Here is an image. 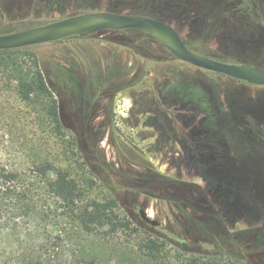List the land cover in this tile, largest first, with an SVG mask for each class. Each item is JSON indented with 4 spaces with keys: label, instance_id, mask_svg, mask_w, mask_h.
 <instances>
[{
    "label": "rangeland",
    "instance_id": "1",
    "mask_svg": "<svg viewBox=\"0 0 264 264\" xmlns=\"http://www.w3.org/2000/svg\"><path fill=\"white\" fill-rule=\"evenodd\" d=\"M92 11L156 17L194 51L264 68V0H0V35ZM33 48L64 136L0 86V165L28 169L49 155L93 181L90 197L117 194L120 215L142 236L167 240L174 264L181 245L264 263V86L182 61L137 29ZM178 114L195 140H176L171 129L187 132ZM199 125L206 137L192 129ZM141 209L160 224L145 222Z\"/></svg>",
    "mask_w": 264,
    "mask_h": 264
},
{
    "label": "trees",
    "instance_id": "2",
    "mask_svg": "<svg viewBox=\"0 0 264 264\" xmlns=\"http://www.w3.org/2000/svg\"><path fill=\"white\" fill-rule=\"evenodd\" d=\"M33 47L0 50V86L13 88L39 120L61 137L64 128L59 100ZM176 117L187 130L179 135L177 128L171 129L176 140L184 144L195 140L199 134L188 131L190 121L180 114ZM192 129L207 136L201 125ZM90 188L92 180L73 176L49 155H40L28 169L0 165V264H104L118 256L114 264H174L167 240L146 231L142 236L140 228L120 215L117 194L90 197ZM122 235L137 239L123 243ZM176 248L181 264H264L236 256L222 259L184 245Z\"/></svg>",
    "mask_w": 264,
    "mask_h": 264
},
{
    "label": "water",
    "instance_id": "3",
    "mask_svg": "<svg viewBox=\"0 0 264 264\" xmlns=\"http://www.w3.org/2000/svg\"><path fill=\"white\" fill-rule=\"evenodd\" d=\"M137 29L153 37L178 59L197 67L224 74L252 85L264 86V68L248 63L221 61L192 50L181 33L171 23L148 15L115 11L85 12L19 31L0 35V50L34 46L65 39L70 36H88L102 30ZM142 219L158 226L144 209Z\"/></svg>",
    "mask_w": 264,
    "mask_h": 264
},
{
    "label": "flooded vegetation",
    "instance_id": "4",
    "mask_svg": "<svg viewBox=\"0 0 264 264\" xmlns=\"http://www.w3.org/2000/svg\"><path fill=\"white\" fill-rule=\"evenodd\" d=\"M122 31H124V30H122ZM142 32V31H141ZM144 33V32H143ZM145 34H147V33H145ZM147 35H149V34H147ZM89 36V35H88ZM82 37H87V36H70V37H67V38H65V39H72V38H82ZM166 48V47H165Z\"/></svg>",
    "mask_w": 264,
    "mask_h": 264
}]
</instances>
